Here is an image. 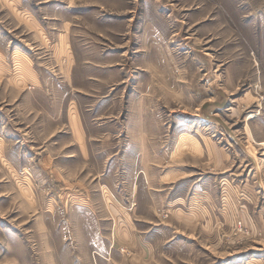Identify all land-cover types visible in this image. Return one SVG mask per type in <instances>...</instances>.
I'll use <instances>...</instances> for the list:
<instances>
[{"label":"rangeland","instance_id":"374dc122","mask_svg":"<svg viewBox=\"0 0 264 264\" xmlns=\"http://www.w3.org/2000/svg\"><path fill=\"white\" fill-rule=\"evenodd\" d=\"M0 264H264V0H0Z\"/></svg>","mask_w":264,"mask_h":264}]
</instances>
